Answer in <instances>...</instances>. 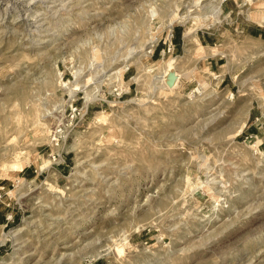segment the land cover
<instances>
[{"label":"rangeland","instance_id":"rangeland-1","mask_svg":"<svg viewBox=\"0 0 264 264\" xmlns=\"http://www.w3.org/2000/svg\"><path fill=\"white\" fill-rule=\"evenodd\" d=\"M3 234L0 264H264V0H0Z\"/></svg>","mask_w":264,"mask_h":264},{"label":"bare ground","instance_id":"bare-ground-1","mask_svg":"<svg viewBox=\"0 0 264 264\" xmlns=\"http://www.w3.org/2000/svg\"><path fill=\"white\" fill-rule=\"evenodd\" d=\"M190 10H188V12H189ZM154 41H156V40H154V39H152V40H149V42L148 43H153ZM153 46V45H152ZM166 73V72H165ZM166 78H167V76H165ZM159 78H161V79H159V81H163L164 80V75H160V77ZM165 78V79H166ZM66 85V84H65ZM23 227H21V228H17V229H15V230H13L12 231V234H13V236H18L22 231H23ZM5 238H6V234H3V237L1 238L0 237V245L4 242V240H5Z\"/></svg>","mask_w":264,"mask_h":264},{"label":"water","instance_id":"water-1","mask_svg":"<svg viewBox=\"0 0 264 264\" xmlns=\"http://www.w3.org/2000/svg\"><path fill=\"white\" fill-rule=\"evenodd\" d=\"M174 78H175V74H172L171 76H170V78H169V82L170 83H172V82H174Z\"/></svg>","mask_w":264,"mask_h":264}]
</instances>
